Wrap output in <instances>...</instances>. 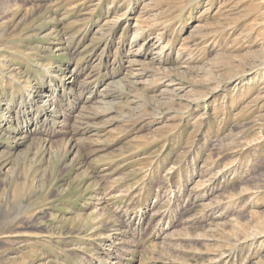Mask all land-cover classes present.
I'll use <instances>...</instances> for the list:
<instances>
[{
    "label": "rangeland",
    "instance_id": "1",
    "mask_svg": "<svg viewBox=\"0 0 264 264\" xmlns=\"http://www.w3.org/2000/svg\"><path fill=\"white\" fill-rule=\"evenodd\" d=\"M0 264H264V0H0Z\"/></svg>",
    "mask_w": 264,
    "mask_h": 264
},
{
    "label": "bare ground",
    "instance_id": "2",
    "mask_svg": "<svg viewBox=\"0 0 264 264\" xmlns=\"http://www.w3.org/2000/svg\"><path fill=\"white\" fill-rule=\"evenodd\" d=\"M41 111H42L40 114V116L42 117L41 121L53 122V121H55V118H57L59 116L55 109H51L50 113H47V110H45V108H43Z\"/></svg>",
    "mask_w": 264,
    "mask_h": 264
}]
</instances>
